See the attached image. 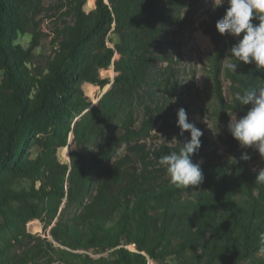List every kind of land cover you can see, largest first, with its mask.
<instances>
[{"label":"trees","instance_id":"16d2710c","mask_svg":"<svg viewBox=\"0 0 264 264\" xmlns=\"http://www.w3.org/2000/svg\"><path fill=\"white\" fill-rule=\"evenodd\" d=\"M107 1L87 11L92 0H0V264H264V184L240 159L226 113L250 106L226 103L221 78L235 94L264 83V69L223 64L235 59L228 49L238 39L215 27L227 4L207 11L201 28L214 47L212 85L230 161L202 135L191 159L203 180L177 187L158 160L181 146L142 140L172 130L186 109L180 102L174 111L180 69L162 36L187 24L198 0ZM41 15L52 23L47 55L34 52L47 35ZM19 34H30L27 47ZM110 66L112 85L92 106L82 84L104 87L100 71ZM178 128L183 145L190 132ZM34 219L45 236L26 231Z\"/></svg>","mask_w":264,"mask_h":264},{"label":"rangeland","instance_id":"374dc122","mask_svg":"<svg viewBox=\"0 0 264 264\" xmlns=\"http://www.w3.org/2000/svg\"><path fill=\"white\" fill-rule=\"evenodd\" d=\"M55 0H42V4L45 7H49ZM95 0H92V4L88 2L84 5V9L89 11L94 8ZM217 6L214 4V0H198L191 7L189 13V22L182 27H176L175 25L167 26L165 34L162 36L163 47L165 52L171 55L174 59V64L180 69L179 84L177 90V96L172 98V102L175 104L174 111H177V104L183 103L186 106V113L188 121L195 124L199 128L203 135H205L211 142H214L218 148V153L223 156L224 161H230V155L227 151L226 145L223 142L224 139V124L220 118V106L213 92L212 74H211V58L213 56L214 47L210 40V37L205 34L201 28V22L206 19V12L215 9ZM41 19V29L46 36L41 39V44L35 48L36 54L47 55L50 52L49 41L51 39L50 27L52 23L49 20H45L43 15L39 16ZM30 34H19L16 42L23 47H27L30 42ZM114 42L118 39L115 35H111ZM237 38V37H236ZM223 64L227 66L228 60L225 58ZM165 65V62H164ZM223 65V66H224ZM100 75L103 78H108L109 83L104 87H99L94 84L84 83L82 84V90L86 96H88L92 104H97L99 98L105 91H108L112 85L113 77L115 75L112 66L107 69H102ZM1 77V72H0ZM222 78V90L226 103L232 104L234 93L230 87V82L224 77ZM180 98V99H179ZM169 101H167L168 103ZM222 111V110H221ZM229 115V121L232 115H236L237 118L244 115L239 111L232 112L228 109L226 112ZM173 129L165 132H159L154 130L143 142L148 143L149 146L155 148L161 144L168 146H181L182 138L180 137L179 126L175 118L171 120ZM238 145L241 147L239 142ZM66 148V147H65ZM64 149L58 150V156L62 161H68V157H64ZM243 153L247 152L251 156V160L248 163L254 167H264V160H260L255 157L254 149L251 147H241ZM124 145H121L117 149V154L122 153ZM201 158H204V152L206 149H201ZM27 187L28 183L23 182L17 187ZM26 231L32 236H45L47 231L43 228V224L34 219L26 224ZM20 246V245H19ZM18 246V247H19ZM22 246V245H21ZM133 250V247H129ZM109 252V251H108ZM108 252L92 251L93 256L107 257ZM258 256L264 257V250L258 253ZM168 263H173L171 257L168 258Z\"/></svg>","mask_w":264,"mask_h":264},{"label":"clouds","instance_id":"9594fccd","mask_svg":"<svg viewBox=\"0 0 264 264\" xmlns=\"http://www.w3.org/2000/svg\"><path fill=\"white\" fill-rule=\"evenodd\" d=\"M227 4L225 15L216 22V29L220 34L237 37V42L228 49L230 59L227 68L235 72L240 62L254 63L258 70L264 69V0H214L216 6ZM258 23H253V20ZM234 100L239 105H249L246 113L239 118L231 116L228 130L241 147H251L258 151L264 159V83L257 87L237 91ZM177 124L184 131L190 132V140L181 145L179 151H171L162 155L158 163L165 167L170 183L177 187L196 186L203 180L200 163L191 159L201 147L202 131L194 123L188 121L184 108L177 111ZM243 161H250L247 152L240 157ZM233 164L238 161L232 157ZM256 181L264 184V167H254ZM264 241V233L261 234Z\"/></svg>","mask_w":264,"mask_h":264},{"label":"water","instance_id":"95a60500","mask_svg":"<svg viewBox=\"0 0 264 264\" xmlns=\"http://www.w3.org/2000/svg\"><path fill=\"white\" fill-rule=\"evenodd\" d=\"M105 2L108 3L107 0H105ZM105 92H107V91H105ZM105 92H104V93H105ZM93 105H94V104H92V106H93ZM88 110H89V109H86L84 112H86V111H88ZM66 149H67V154H68V152H69V146H68V145L66 146ZM68 161H69V154H68ZM50 228H51V227H50Z\"/></svg>","mask_w":264,"mask_h":264},{"label":"bare ground","instance_id":"6f19581e","mask_svg":"<svg viewBox=\"0 0 264 264\" xmlns=\"http://www.w3.org/2000/svg\"><path fill=\"white\" fill-rule=\"evenodd\" d=\"M64 157L67 158L68 157V154H67V149L65 148L64 150Z\"/></svg>","mask_w":264,"mask_h":264}]
</instances>
